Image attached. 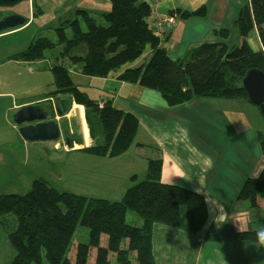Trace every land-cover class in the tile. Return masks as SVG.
Wrapping results in <instances>:
<instances>
[{
  "label": "trees",
  "instance_id": "trees-1",
  "mask_svg": "<svg viewBox=\"0 0 264 264\" xmlns=\"http://www.w3.org/2000/svg\"><path fill=\"white\" fill-rule=\"evenodd\" d=\"M25 0H0L9 7ZM111 10L101 18L85 9L55 28L54 40L35 37L28 48L14 58L35 62L54 56V90L46 98L72 96L77 89L75 72L87 77H108L123 66L137 61L147 48L162 42L151 26L153 8L143 0H109ZM37 0H33V5ZM183 19H204L208 7L180 11ZM175 12L173 14H175ZM8 14L0 12V20ZM175 16V15H174ZM242 43L231 45L230 30L220 29L221 39L204 42L191 49L184 60L164 55L156 68L126 71L123 80L147 84L158 92L169 107L209 97L248 100L241 79L250 69L264 72V0H248L235 21ZM20 27V26H19ZM256 27L263 50L255 51L247 37ZM18 28V27H17ZM54 51H58L55 55ZM51 55V56H50ZM86 119L92 146L83 149L98 156H117L129 149L138 126V117L115 107L110 100H87ZM102 138V139H101ZM163 160L150 159L145 181L130 190L128 202L96 199L61 191L43 178L36 179L25 195H0V223L15 248L10 264H88L96 250L95 264H156L153 250L155 228L170 225L189 234H199L208 222L205 195L179 184L162 180ZM264 200V168L258 178H249L239 200L258 206ZM129 211L143 221L140 226L127 222ZM79 225L89 230V241L78 245L74 260L69 250ZM248 228L236 238L258 244L256 232ZM107 236V246L102 238Z\"/></svg>",
  "mask_w": 264,
  "mask_h": 264
},
{
  "label": "rangeland",
  "instance_id": "rangeland-1",
  "mask_svg": "<svg viewBox=\"0 0 264 264\" xmlns=\"http://www.w3.org/2000/svg\"><path fill=\"white\" fill-rule=\"evenodd\" d=\"M82 3L83 0H61V5L57 8L58 13L55 14V9L48 2V5L43 7L42 13L37 12L36 17H30L32 14L29 12L30 6L28 0H25L14 6L0 7V12L7 14L21 10L33 20L30 26L24 28L27 30L10 38L13 45H20L19 50H21L31 42L32 38L34 40L35 36L49 37L54 40L55 28L60 27L62 23L66 25V19L62 20L58 15L65 14L63 10L71 6V13L63 16L67 19L75 18L77 8ZM84 4L98 18H101L108 10L101 0H85ZM108 8L111 10V3ZM182 21V17H177L176 24L180 25L177 36L180 38L183 36ZM226 28L231 32L227 41L231 45L238 44L236 25L233 29ZM2 48H4V42L0 43V50ZM54 52L55 55L58 53V51ZM51 58L54 59L53 56ZM7 69L11 70V66ZM11 74L15 83L14 71ZM48 78L52 82L49 73H31L22 70L21 77H18L16 82V84L21 83L20 98L38 92L53 91V86L46 91H41L39 88L45 79L47 85ZM34 82H36L35 85L28 86V83ZM95 86L97 84H93L92 88L79 87L80 90H75L73 96L76 95L78 101L85 97L83 92H88L90 97H96L100 91ZM133 108L140 115L141 122L135 139L127 151L113 157L89 154L90 152H74L68 155L64 163L59 161L54 165L50 164L43 155L42 158L34 156L27 161L24 149L19 147L16 155L18 164L15 170L9 171L7 175L9 177L0 179V195H25L32 189L34 179L46 175L50 182L61 191L67 190L96 199L128 202L131 188L147 178L150 159L144 160L136 152V143L142 140L147 144V147L141 150L142 155L165 160L163 179L165 183L181 184L185 181L190 184L184 185L185 187L197 191L201 187L198 183L200 178L203 177L205 181L199 193L205 195L209 208H212L208 234L198 238L191 235L189 237L192 239L188 242L183 238L175 239L177 248L182 250L183 245H186L190 249L188 254H196L197 251L192 249L196 242L214 241L217 237L228 236L226 242L233 244L230 264H238L237 261L240 264H264V246L230 237L248 228H261L264 220L263 199L259 200V205L256 207L251 206L249 200H239L242 187L257 170L264 156V117L259 108L247 100L217 97L194 99L168 112H146L140 106ZM61 126L64 130H73L75 136L85 133L84 126L90 131L86 112L85 118L76 115L72 120H63ZM58 141L62 142L63 138ZM82 153L91 157L83 156ZM261 166H264V161ZM220 210L227 216L225 220L216 223ZM127 222L134 226L143 224L142 219L132 211H129L127 215ZM208 227L207 222L199 234H204ZM88 241V228L79 225L69 250L71 260L75 258L78 245ZM107 243V236H103L102 246H107ZM15 253L9 235L0 223V264H10ZM203 253H207V250ZM96 254V250L93 249L88 264H95ZM188 258V264H195L193 256ZM110 260L112 264H117L116 255H112ZM174 260L175 264L181 263L176 258Z\"/></svg>",
  "mask_w": 264,
  "mask_h": 264
},
{
  "label": "crops",
  "instance_id": "crops-1",
  "mask_svg": "<svg viewBox=\"0 0 264 264\" xmlns=\"http://www.w3.org/2000/svg\"><path fill=\"white\" fill-rule=\"evenodd\" d=\"M104 2L105 7H107V11L109 12V0H101ZM150 2L153 8V13L151 15V20L160 18V16L166 15H175L177 17H181L179 12H175L177 10L180 11H189L192 12L199 7L206 5L208 7V15L204 19H183L182 23V38L177 36V33L180 29V25L176 24L173 30L162 39L161 44L157 48H147L142 56L135 61L134 63L127 64L110 74L108 77L100 78V77H87L85 75L80 74L79 72H75L73 75V80L75 83V87L80 90L81 87L84 88H92L93 84H97L99 89V95L96 97H90L88 92H83L85 95L83 100L78 101V97L76 95L68 97H58V98H46L45 95L50 92H38L34 94H30L26 97L20 98V90L21 83L16 84L18 81V77H21L22 70L29 71L31 73H49L51 76L52 82L48 78L49 82L46 85V79L43 80L39 86L41 91H46L49 87L53 86L54 77L53 76V65L54 59L49 58L45 60L35 61V62H24L22 59L14 58L15 55L20 54L24 50L28 48L32 39L24 46L23 49L19 50L20 45H13L10 41V38L15 34L24 32L27 29H24L26 26H30L33 23L31 18L29 19L24 12H11L7 13L8 15H19L26 19V23L18 28L6 30L0 33V43L4 42V48L0 50V123L2 126L0 127V179L2 177L6 178L9 174V171L12 172L15 170L16 165L18 164V159L16 158L17 151L20 149L19 147L24 149V153L26 156V160L29 161L32 157L37 156L42 158V155L46 158L50 164H58L59 161L65 162L66 158L71 153L78 152H87L83 149H78L79 147L75 144L76 149H68L62 142L60 141H45V142H27L25 141L19 132V127L14 123V115L24 106L28 105H38L43 108H50L49 110H54L51 113L50 119L54 120L60 127V129L64 130L61 126V122L63 120H72V118L76 115L84 116L85 118V104L87 100H95V101H107L111 100L113 105L125 112H130L135 114L139 123L140 115L138 112L134 110V106H140L146 112L151 111H160V112H168L169 110H173L176 107H169L167 103L163 100L161 95L152 90L147 84H130L123 80V77L128 70L137 69L139 67L143 68H156L158 69L161 65L162 58L164 55H169L173 59L184 60L188 54V52L198 47L200 44L208 41H217L220 38L219 31L223 27H229L230 29L235 28V19L238 15L240 8L247 2L248 0H143ZM48 2L51 3L52 7L55 9V14L58 13V7L61 0H37V3L33 5V0H28L29 4V12L32 13L30 17H36L37 12H43V7L48 5ZM85 0H83L82 5H79L77 10L85 9L89 12L92 10L87 6H84ZM72 11V7L69 6L63 12L65 14H70ZM175 12V14H173ZM65 14H59L58 17L61 19H67ZM7 15V16H8ZM61 20V21H62ZM62 23V22H61ZM60 23V24H61ZM181 23V24H182ZM63 24V23H62ZM59 25V24H58ZM235 32L237 29L235 28ZM34 37V34H33ZM36 37V36H35ZM30 39V38H29ZM181 39V40H180ZM187 39V42H186ZM248 41L251 46L256 50H261L262 44L259 39L257 28L254 27L248 35ZM54 58V56H53ZM11 66V70L7 69ZM14 71V77L16 82L14 83L12 72ZM34 83H28L29 85H35ZM31 87V86H29ZM80 87V88H79ZM100 87V88H99ZM45 89V90H44ZM76 89V90H77ZM78 90V91H79ZM52 92V91H51ZM244 102V101H242ZM59 108V110L57 109ZM67 108V109H65ZM57 109V110H56ZM56 110V112H55ZM63 111V114L60 115L58 112ZM65 114V115H64ZM70 131V130H69ZM71 135L74 136L75 133L73 130L70 131ZM89 136L90 131L88 130ZM83 136L86 134L83 132ZM90 144L92 145V139L90 136ZM102 139V138H101ZM141 141V142H140ZM88 143V142H87ZM89 145V144H88ZM147 147V144L142 140H139L136 143V152L140 154V157L144 160L153 159L147 156L142 155L141 150H144ZM14 153V154H12ZM46 154V156H45ZM83 156L88 158L91 155L86 153ZM91 154V153H89ZM13 155V156H12ZM109 157V156H105ZM162 159V158H158ZM264 161V156L261 164L254 172L256 174H252L251 178H258L261 174L264 166H261ZM165 160H163V172H162V180L164 179L165 173ZM43 178L50 182L48 176L41 175L36 178ZM34 179V181H36ZM164 182V181H163ZM54 187L57 186L50 182ZM176 184V183H169ZM179 184V183H178ZM181 186L187 185V182L179 184ZM186 186V187H187ZM185 187V186H184ZM192 187V186H191ZM67 191V190H66ZM69 192V191H67ZM73 193V192H71ZM95 198V197H92ZM108 200V199H107ZM118 201V200H117ZM212 208H209L208 213V224L209 227L207 231L200 234H189L184 230L174 228L170 225H158L155 228L154 238H153V250L155 255L156 264H175V258L180 260V264H188L187 258L188 256H193L195 264H230L233 244L230 242H226L228 236L217 237V240L214 241H205L201 240L200 242H196L194 244L195 247L192 249L196 250V254H188L190 251L189 247L183 245L182 250L177 248V243L174 241L175 239H186L188 242L189 239L195 236V238L202 237L203 235L208 234V230L211 225L210 212ZM250 225V224H249ZM201 233V232H200ZM231 239L236 238L235 236H230ZM204 250H207V253H203ZM185 251V253H183ZM189 259V258H188ZM238 264H240L237 261Z\"/></svg>",
  "mask_w": 264,
  "mask_h": 264
},
{
  "label": "water",
  "instance_id": "water-1",
  "mask_svg": "<svg viewBox=\"0 0 264 264\" xmlns=\"http://www.w3.org/2000/svg\"><path fill=\"white\" fill-rule=\"evenodd\" d=\"M25 23L26 19L24 17L16 14L8 15L0 20V33L22 26ZM241 89L247 93L249 102L256 105L264 117V72L259 69L247 71L241 79ZM49 109L38 105H28L22 107L14 115V123L19 127L20 135L25 141L33 143L58 141L63 138L64 145L68 149H76L75 144L81 149L91 147L83 134L72 136L69 130L60 129L59 125L50 119L54 110ZM57 109L59 110V108ZM58 113L63 114L62 111Z\"/></svg>",
  "mask_w": 264,
  "mask_h": 264
},
{
  "label": "built area",
  "instance_id": "built-area-1",
  "mask_svg": "<svg viewBox=\"0 0 264 264\" xmlns=\"http://www.w3.org/2000/svg\"><path fill=\"white\" fill-rule=\"evenodd\" d=\"M177 19L174 15L160 16L151 20V26L154 27L158 32H171L176 26Z\"/></svg>",
  "mask_w": 264,
  "mask_h": 264
},
{
  "label": "clouds",
  "instance_id": "clouds-1",
  "mask_svg": "<svg viewBox=\"0 0 264 264\" xmlns=\"http://www.w3.org/2000/svg\"><path fill=\"white\" fill-rule=\"evenodd\" d=\"M204 178L201 177L198 181L199 185L201 186L199 189H197L198 192H201L202 185L204 184ZM227 214L225 212H222L220 210V215L216 218L215 222L217 221H223L226 219ZM256 238L259 246H264V228L257 230L256 232Z\"/></svg>",
  "mask_w": 264,
  "mask_h": 264
},
{
  "label": "bare ground",
  "instance_id": "bare-ground-1",
  "mask_svg": "<svg viewBox=\"0 0 264 264\" xmlns=\"http://www.w3.org/2000/svg\"><path fill=\"white\" fill-rule=\"evenodd\" d=\"M154 28V27H153ZM237 29V28H236ZM154 30L156 31V33H157V35H160L161 36V38L162 39H164V37H166L167 35H169V33L170 32H162V33H160V32H158L155 28H154ZM258 31V30H257ZM231 33V32H230ZM237 34H238V41H239V43L238 44H241L242 43V38L240 37V35H239V32H238V30H237ZM231 35V34H230ZM258 35H259V33H258ZM259 39H260V37H259ZM247 40H248V37H247ZM261 41V40H260ZM208 42H210V41H208ZM212 42V41H211ZM249 42V41H248ZM238 44H234V45H238ZM250 44V43H249ZM261 44H262V42H261ZM250 46H251V44H250ZM252 47V46H251ZM262 47H263V45H262ZM253 48V47H252ZM253 50H255L254 48H253ZM261 50H263V48L261 49ZM261 50H259V51H261ZM256 51V50H255ZM251 70V69H250ZM249 71V70H248ZM73 96V95H72ZM248 96V95H247ZM68 97H71V96H68ZM248 102H249V100H247ZM250 103V102H249ZM52 120V119H51ZM84 128H85V134H86V136H85V138H86V141L88 142V144L90 145V146H92L91 144H90V136H89V133H88V130H87V128H86V126H84Z\"/></svg>",
  "mask_w": 264,
  "mask_h": 264
}]
</instances>
